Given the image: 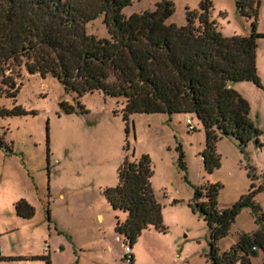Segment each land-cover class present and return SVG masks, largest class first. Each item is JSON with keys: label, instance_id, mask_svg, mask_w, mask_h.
<instances>
[{"label": "rangeland", "instance_id": "1", "mask_svg": "<svg viewBox=\"0 0 264 264\" xmlns=\"http://www.w3.org/2000/svg\"><path fill=\"white\" fill-rule=\"evenodd\" d=\"M156 1L130 0L122 14L153 9ZM169 1L173 11L165 21L180 26L185 23V8H198L200 0ZM210 2V18L223 34L250 32V19L236 10L234 0ZM255 11L256 31L264 33V0H255ZM85 32L109 38L101 14L85 24ZM255 67L259 85L246 80L230 85L248 102V117L259 130L258 142L251 139L241 148L234 138L220 136L214 147L219 163L211 172L201 159L204 134L195 118L190 117L192 130L186 127L183 113L134 112L125 121L122 98L101 91L77 98L51 74H30L21 67L16 95L0 96V255L9 257L0 264H26L16 255L31 246L46 254L49 214L60 218L69 213L78 219L83 264L92 258L99 264H125L127 253L119 245L122 236L114 230L115 219H122L124 212L107 203L102 189L116 184L117 168L131 151L133 158L145 155L149 160L150 185L161 205L165 229H143L128 252L130 264H209L208 227L191 207L195 189L204 191L205 185L219 183L216 205L221 209L245 194L251 182L264 181V36L256 40ZM61 101L74 110L65 112ZM19 198L31 201V218L14 213ZM253 201L264 214V190L256 192ZM257 227L252 208L242 207L227 234L216 241L218 251ZM102 243L111 244L112 251L102 252ZM243 264H264V251L258 248Z\"/></svg>", "mask_w": 264, "mask_h": 264}, {"label": "trees", "instance_id": "2", "mask_svg": "<svg viewBox=\"0 0 264 264\" xmlns=\"http://www.w3.org/2000/svg\"><path fill=\"white\" fill-rule=\"evenodd\" d=\"M234 2L236 10L250 19L247 34H223L210 18V0H200L196 9L186 7L180 26L165 21L173 11L169 0H158L153 9L128 16L122 8L130 0H0V96L16 95L23 67L30 74H51L77 98L92 91L122 98L125 121L134 112L188 114L202 127L200 155L211 172L219 163L214 147L220 136L234 138L241 148L251 139L258 142L248 102L230 84L244 80L260 84L255 48L264 33L256 31L255 0ZM100 14L109 38L85 32V24ZM59 105L65 112L74 110L65 101ZM182 156L179 150L181 166ZM151 174L147 156L133 158L131 151L117 168L116 184L102 189L107 203L124 212L122 219H115L114 230L130 248L143 229H165ZM248 176L253 178L252 169ZM219 187L215 182L205 185L204 191L195 189L191 206L208 227V263H248L250 253L264 251V214L253 201L254 194L264 190V181L251 182L245 194L221 209L216 205ZM200 196L204 200H198ZM244 206L252 208L258 227L219 252L216 241L227 234ZM13 207L21 218L34 214L23 198ZM7 258L0 255V261ZM34 258L47 263L44 256ZM131 261L132 255L125 264Z\"/></svg>", "mask_w": 264, "mask_h": 264}, {"label": "crops", "instance_id": "3", "mask_svg": "<svg viewBox=\"0 0 264 264\" xmlns=\"http://www.w3.org/2000/svg\"><path fill=\"white\" fill-rule=\"evenodd\" d=\"M234 89L240 92L239 89ZM184 115V118L186 116L191 117L188 114ZM26 201L31 205V201ZM97 216L102 220L100 214H97ZM48 222V244L43 248L46 254L36 253L31 246L29 250L19 252L16 256L22 257V260L25 261L26 264H41L42 259L34 258L35 256H44L47 260V263L43 260L45 264H83L82 254L84 252V245L83 241L78 238V219L70 213L60 218L52 217V215L49 214ZM117 238L119 240L120 236L118 235ZM122 244L123 242L119 243L120 247L123 246ZM112 249L111 244L102 243V252L112 251ZM87 264H99V261L98 259L92 258Z\"/></svg>", "mask_w": 264, "mask_h": 264}, {"label": "built area", "instance_id": "4", "mask_svg": "<svg viewBox=\"0 0 264 264\" xmlns=\"http://www.w3.org/2000/svg\"><path fill=\"white\" fill-rule=\"evenodd\" d=\"M184 122H185V124H186V127H187L189 130L194 129V126H193V124H192V122H191L190 117L186 116V117L184 118ZM122 245H123L124 251L127 253L126 255H124L123 258H124L125 261H128L130 255H131V254L128 253V252L130 251L131 248H130L127 244H125V243H123ZM45 249H46V248H45ZM252 249H254V247H252ZM235 264H242V263H241L240 261H236Z\"/></svg>", "mask_w": 264, "mask_h": 264}]
</instances>
